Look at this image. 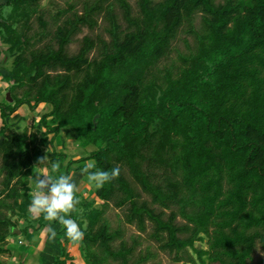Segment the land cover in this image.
Masks as SVG:
<instances>
[{
    "label": "trees",
    "instance_id": "trees-1",
    "mask_svg": "<svg viewBox=\"0 0 264 264\" xmlns=\"http://www.w3.org/2000/svg\"><path fill=\"white\" fill-rule=\"evenodd\" d=\"M42 1L0 4V36L13 58L6 79L14 82V104L0 103V251L18 228L14 218L38 208L41 225L60 213V240L69 234L82 244L88 264H147L155 255L137 254L140 237L129 244L105 218L114 204L126 225L146 233L150 224L151 239L178 262L191 248L200 264H252L264 251V0H137L138 14L130 0H88L80 13L59 12L52 32ZM101 17L110 39L85 36L72 54L76 37ZM183 31L195 48L179 67L161 69ZM43 104L52 107L40 120L52 147L67 129L95 147L78 160L54 148L52 184L32 175L45 161L36 137L30 143L6 122ZM80 171L102 175V207L61 190ZM29 179L60 205L41 208ZM206 239L208 250L195 248ZM67 260L62 246L53 264Z\"/></svg>",
    "mask_w": 264,
    "mask_h": 264
},
{
    "label": "rangeland",
    "instance_id": "rangeland-1",
    "mask_svg": "<svg viewBox=\"0 0 264 264\" xmlns=\"http://www.w3.org/2000/svg\"><path fill=\"white\" fill-rule=\"evenodd\" d=\"M88 0H43L40 4V9L42 10L44 19L46 22L49 23V28L52 31L56 29V26L60 24V22H56V16L59 14V12L63 10H69L71 9V12H82L83 11V5L84 3ZM156 2L162 1V0H154ZM1 2L6 3L7 0H0ZM223 0H217V3H222ZM130 3L133 6L134 13L138 14L139 8L137 5V0H130ZM71 12L69 14H71ZM120 13V11L118 10ZM8 18H10V9L7 8L6 11L4 12ZM12 23V20H9ZM200 17L197 19V27L200 25ZM32 25L34 26V31H40L41 28L39 26L38 22V17H33L32 18ZM99 27L95 31H91L88 28L83 29V32L76 37L75 42L71 45L70 51L72 54H76L79 50L80 43L82 39L85 36H102L106 40H109L110 37L108 33L106 32L107 28V23L104 21L103 17H101L99 21ZM121 24L123 27H125V22L121 18ZM17 27V26H16ZM3 40V38H0V41ZM1 44V43H0ZM195 48V43L194 40L191 36L187 35L184 31L179 34L177 39L173 42V47H172V52L170 54V57L166 60H163L160 63V68L162 69L163 67H170L171 65L175 66H180L181 65V60H180V55H188L192 49ZM7 53V51H6ZM5 62L6 56L3 59ZM12 62L13 58H10L9 66L6 69H1L2 73L4 76H9V70H12ZM6 79V78H5ZM5 79L0 78V103H6L8 104V101H6V97L10 99V95H7L9 93V88L14 85L13 81H6ZM10 104H14V101H9ZM52 107L47 106V105H41L39 109L36 112L30 111V109L27 107L26 109H20L12 116V120L10 121L9 125L11 124V128L13 130H16L20 134H24L25 132L27 133L28 139H30L31 143V136L36 137V145L40 147L43 153H46L49 156H54V148L56 149L55 146L52 147L50 144V138L49 136H46V130L43 126L40 124L41 118L51 112ZM1 124V123H0ZM3 124V123H2ZM1 124V125H2ZM0 125V126H1ZM71 136V137H70ZM74 135L71 133V131L64 132L63 136L60 137L65 141L64 143L62 142V139H59L58 142V147L59 151H63L68 155L74 156L75 154V147L71 144L74 141ZM67 143V145H66ZM71 144V145H70ZM55 145V144H54ZM57 150V149H56ZM82 155H86L84 152ZM46 161L48 158L45 159ZM50 162V161H49ZM43 163L39 164L36 163L34 165V172H32V175L36 176L37 178H41L42 181L44 180L43 173H44V168L45 165ZM42 166V167H41ZM102 175H98V177L94 178L92 181L90 180V177L85 178V182H89L88 184H83L78 187L79 193L82 195L83 198H87L89 200H95L98 204L97 206L102 207L103 202H101L96 196L90 198L89 197V190L91 188H94V191L97 189L98 185L102 182ZM2 181V177L0 178V182ZM30 181V186L31 190L34 191L35 189L40 190L37 188L38 186L35 185V183L32 182V179H29ZM91 183V184H90ZM96 184V185H95ZM1 189V186H0ZM123 213L124 210L117 209L114 204H111L108 208L105 210V218L108 219V221L111 223L113 228H118L122 227L125 231V240L129 244H133V239L138 238V245H137V254L139 253H144L147 254L148 252L153 253L155 257L151 259L147 264H184L188 258H193L195 261V264H200L198 260V255L197 253L189 248L188 252L184 254V261L178 262L176 260L175 254H169L161 250L160 244L151 239L150 235L152 234V228L151 225L149 224L148 230L146 233H141L138 231V229L135 226L131 225H126L123 221ZM182 222V220H180ZM87 221L85 222V228H87ZM79 244V243H78ZM78 244L75 245V247L78 246ZM82 245V244H81ZM195 248L201 249V250H208L209 244L208 240L206 239L205 241H200L195 244ZM80 249V251L78 250ZM78 249H75L74 254L75 256H78L79 253L82 254V249L81 247H78ZM83 255V254H82ZM262 260H264V251L261 249V247H258L256 250V253L254 255V260L252 264H261Z\"/></svg>",
    "mask_w": 264,
    "mask_h": 264
},
{
    "label": "crops",
    "instance_id": "crops-1",
    "mask_svg": "<svg viewBox=\"0 0 264 264\" xmlns=\"http://www.w3.org/2000/svg\"><path fill=\"white\" fill-rule=\"evenodd\" d=\"M0 43H1L0 50L2 52L0 56V78L5 79L6 76L3 75L1 69L2 68L6 69V67L8 68L11 57L7 56L6 53L8 47L3 43L2 40L0 41ZM5 56H6V60L5 62H3ZM5 80L8 81L7 79ZM9 94L10 93H8L7 95ZM10 99L6 97V101L8 100L10 101ZM26 108L27 107H22L20 108V111L21 109L24 110ZM11 120L12 117L6 120L8 125ZM0 123L1 124L3 123L1 117H0ZM9 126L11 127L12 125L10 124ZM67 131L68 132L71 131V133L74 135V138L72 137L74 141L71 144L73 145V147H75L74 148L75 155L74 156L68 155V160L71 159L78 160L83 156H85V155L81 156L80 155L81 153L83 154L84 152L87 155L95 150L94 146L86 142L85 143L77 142L76 135L72 131V129H67L63 131L60 137H62L64 132ZM60 137L55 142V147L58 152H63V151H59V147H58L59 139H62ZM61 143L65 144V141L62 139ZM44 154H45V159L48 158V160L47 161L45 160L43 163V165H45L43 177L44 180L45 179L46 180L42 181L40 176L39 178H37V180L43 183L52 184L53 176L51 174V171L49 170V165H50L49 161H51V159L54 156H49L46 153ZM61 167L62 169H64L65 164L61 165ZM88 176L90 177L91 181L94 179L93 174L88 171H80L77 173H73L67 182H63L60 184V188L65 194L77 193L80 196H82L80 194L81 192L79 193L78 191V187L80 185L89 183V182H85V178ZM32 194L35 197V201L38 203V205L41 208H46L50 206L55 208L59 206L61 203V199L55 194L50 193L49 191L42 192L38 189H35L34 191H32ZM95 196L96 195L94 188H91V190H89V197L92 198ZM59 214L60 213L57 212L56 218L59 216ZM30 215L32 217L27 220L14 218V221L15 222L17 221L18 223V228H16L14 231L11 232V235L7 239L6 245L2 248V251H0V264H53L56 257H58L61 254L62 246L66 247L67 254L69 255V260H67V264H88V262L84 259L81 253H79L78 256H75L74 254L75 249L81 247L80 243L78 244L77 247H75V245H73L71 241V236H69V234H67L64 237V239L60 240L59 233L62 230V226L56 224L55 222L56 218L46 221L41 225L40 223L35 222V219L40 216V212L38 208H31V211L29 212L28 216ZM78 250L80 251V249Z\"/></svg>",
    "mask_w": 264,
    "mask_h": 264
},
{
    "label": "water",
    "instance_id": "water-1",
    "mask_svg": "<svg viewBox=\"0 0 264 264\" xmlns=\"http://www.w3.org/2000/svg\"><path fill=\"white\" fill-rule=\"evenodd\" d=\"M10 95V94H9ZM12 100V99H11Z\"/></svg>",
    "mask_w": 264,
    "mask_h": 264
}]
</instances>
